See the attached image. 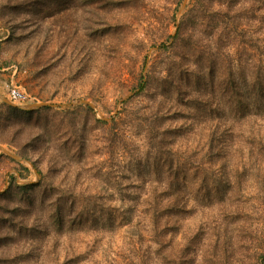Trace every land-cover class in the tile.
I'll list each match as a JSON object with an SVG mask.
<instances>
[{"label": "rangeland", "instance_id": "rangeland-1", "mask_svg": "<svg viewBox=\"0 0 264 264\" xmlns=\"http://www.w3.org/2000/svg\"><path fill=\"white\" fill-rule=\"evenodd\" d=\"M260 83L264 0H0V264L261 261Z\"/></svg>", "mask_w": 264, "mask_h": 264}, {"label": "trees", "instance_id": "trees-1", "mask_svg": "<svg viewBox=\"0 0 264 264\" xmlns=\"http://www.w3.org/2000/svg\"><path fill=\"white\" fill-rule=\"evenodd\" d=\"M179 34V33H178ZM245 79V78H244ZM260 89L264 90V84L260 83L259 84ZM15 110H20L24 113L30 114L32 113L34 110H21L20 108H18L17 106L13 107ZM178 174H174L173 177H175V180H178ZM180 186V184L178 183L177 188L176 189H180L178 188ZM176 197H173V199L169 202V203H165L162 205H159L161 203H156L154 202V204H152V206H149L150 208L148 209V211H146L148 214L151 215L152 219H158L160 217H162L163 215H166L165 219H170L171 217L175 216L176 214H182L187 212L188 209L187 205L189 204V199L187 197V193L186 195L184 194H179L177 192H175ZM262 251H264V249H262ZM262 260L261 261H256L253 264H264V252H262Z\"/></svg>", "mask_w": 264, "mask_h": 264}, {"label": "built area", "instance_id": "built-area-1", "mask_svg": "<svg viewBox=\"0 0 264 264\" xmlns=\"http://www.w3.org/2000/svg\"><path fill=\"white\" fill-rule=\"evenodd\" d=\"M7 97L10 101L21 105L32 102V96L26 89L13 81L7 83Z\"/></svg>", "mask_w": 264, "mask_h": 264}, {"label": "water", "instance_id": "water-1", "mask_svg": "<svg viewBox=\"0 0 264 264\" xmlns=\"http://www.w3.org/2000/svg\"><path fill=\"white\" fill-rule=\"evenodd\" d=\"M77 102H80V103H88V104H92L90 101H87V100H78ZM42 106H54V107H57V106H64V105H61V104H56V103H50V102H37V103H33V104H28L26 105L24 108H27V109H34V108H40ZM0 149H3L4 151H6L7 153H10L7 149L4 148V146H2L0 144ZM11 154V153H10ZM18 159L20 157L16 156Z\"/></svg>", "mask_w": 264, "mask_h": 264}]
</instances>
